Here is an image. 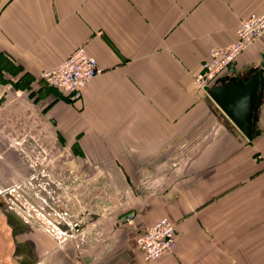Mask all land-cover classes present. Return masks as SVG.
<instances>
[{
    "label": "crops",
    "instance_id": "1",
    "mask_svg": "<svg viewBox=\"0 0 264 264\" xmlns=\"http://www.w3.org/2000/svg\"><path fill=\"white\" fill-rule=\"evenodd\" d=\"M263 8L264 0H0V64L15 80H36L81 45L96 59L79 100L42 92L52 104L43 118L73 155L98 164L96 175L120 182L112 192L136 194L130 212L56 248L7 220L15 264H264V73L250 140L191 83L208 51ZM262 52L264 33L238 54L234 76ZM162 217L175 245L143 261L135 240Z\"/></svg>",
    "mask_w": 264,
    "mask_h": 264
},
{
    "label": "rangeland",
    "instance_id": "2",
    "mask_svg": "<svg viewBox=\"0 0 264 264\" xmlns=\"http://www.w3.org/2000/svg\"><path fill=\"white\" fill-rule=\"evenodd\" d=\"M13 73L0 64V264H15L7 220L26 222L56 248L58 240L86 237L105 218L130 212L125 207L136 195L134 187L112 192L120 182L96 175L98 164L73 155L58 141L53 120L44 121L52 104L42 93L58 96L56 89L39 75L33 81L15 80Z\"/></svg>",
    "mask_w": 264,
    "mask_h": 264
},
{
    "label": "built area",
    "instance_id": "3",
    "mask_svg": "<svg viewBox=\"0 0 264 264\" xmlns=\"http://www.w3.org/2000/svg\"><path fill=\"white\" fill-rule=\"evenodd\" d=\"M263 33L264 8L260 13L239 21L233 41L208 51L207 58L192 75L194 89L206 93L208 87L220 77L234 76L238 54ZM98 72L96 59L87 54L81 45L74 48L58 64L40 72L39 76L49 87L60 91L68 101L74 102L82 97L87 82ZM135 245L143 261L156 259L174 247V224L165 217L157 219L137 236Z\"/></svg>",
    "mask_w": 264,
    "mask_h": 264
},
{
    "label": "water",
    "instance_id": "4",
    "mask_svg": "<svg viewBox=\"0 0 264 264\" xmlns=\"http://www.w3.org/2000/svg\"><path fill=\"white\" fill-rule=\"evenodd\" d=\"M263 73L264 52L258 65L245 77L220 78L219 84L207 89L209 98L247 140L258 135L255 121L262 97Z\"/></svg>",
    "mask_w": 264,
    "mask_h": 264
}]
</instances>
